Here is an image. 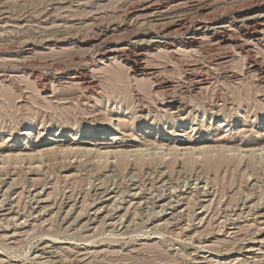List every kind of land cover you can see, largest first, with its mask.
Wrapping results in <instances>:
<instances>
[{"label": "rangeland", "instance_id": "1", "mask_svg": "<svg viewBox=\"0 0 264 264\" xmlns=\"http://www.w3.org/2000/svg\"><path fill=\"white\" fill-rule=\"evenodd\" d=\"M263 11L0 0V264H264V26L233 31ZM203 25L226 40L189 43ZM130 43L142 73L113 54Z\"/></svg>", "mask_w": 264, "mask_h": 264}, {"label": "bare ground", "instance_id": "2", "mask_svg": "<svg viewBox=\"0 0 264 264\" xmlns=\"http://www.w3.org/2000/svg\"><path fill=\"white\" fill-rule=\"evenodd\" d=\"M148 10V9H147ZM264 12V11H263ZM261 14H263V13H261ZM151 15V14H150ZM255 17V16H254ZM166 21V20H165ZM164 22V21H163ZM148 23V22H147ZM155 24V23H154ZM162 25V24H161ZM240 25V24H239ZM214 26V25H213ZM213 26H199V27H197V29L194 31L195 33L191 36V37H189L188 38V40H189V43H194V42H196L195 41V37H194V35L196 34V33H198V32H201V31H207L208 29H210V30H212L213 29ZM217 26V25H216ZM264 26V15H260V14H258L257 15V17L253 20V21H251L250 23H248V24H245V25H243V26H234V29L233 28H231V29H233V31L234 30H236V31H238L239 33H242L243 34V37L246 39V41L248 42H256V43H258V42H260V38H259V36H261L260 34L262 33L261 31L262 30H260L262 27ZM161 27V26H160ZM163 27V26H162ZM178 27H180V26H178ZM161 29V28H160ZM189 29V28H188ZM227 29L228 28H226L225 26H220V27H216V28H214L213 30H217V34H220V36H217L216 37V39H218V41H221V42H223L224 40H226V38L224 37V35H225V33H226V31H227ZM230 29V30H231ZM212 30V31H213ZM229 31V30H228ZM231 32V31H230ZM212 33V32H211ZM242 34H241V36H242ZM162 35V34H161ZM190 36V35H189ZM198 36V35H197ZM208 36V35H207ZM228 36V35H227ZM197 38V37H196ZM230 38V37H229ZM240 38H242V37H240ZM239 39V38H238ZM187 41V40H186ZM231 41V40H230ZM229 41V42H230ZM232 41H234V40H232ZM242 41V40H241ZM139 42V41H138ZM144 42V41H143ZM151 42V41H150ZM198 42V41H197ZM196 42V43H197ZM212 42V41H211ZM117 43V42H116ZM147 43V42H146ZM220 43V42H219ZM158 44V43H157ZM163 44V43H162ZM224 44V43H223ZM227 44V43H226ZM238 44V43H237ZM242 44V43H241ZM160 45V44H159ZM234 45V44H233ZM153 46H155V44L153 45ZM167 46V45H166ZM236 47H238L237 45H235ZM259 46V45H258ZM121 47V46H120ZM145 46L143 45V44H138V43H130V44H124L123 45V47H121V48H116V49H113L112 48V50H117V51H115V53H113L114 55L116 54V55H119L120 53L122 54V56H121V59H123V54H124V56L126 57V58H128V59H130V61H131V63H130V71L132 72V75L133 74H136V73H142L143 72V69H141L142 67L139 65V62H140V59H141V57H143V52L146 50L145 48H144ZM149 47H152L150 44L147 46V48H149ZM164 48H165V46H164ZM239 48V47H238ZM108 50V49H107ZM110 50V49H109ZM111 50V51H112ZM148 50H150V49H148ZM241 50V49H240ZM244 50H245V48H244ZM251 50V49H250ZM106 51V50H105ZM245 52V51H244ZM250 52V51H249ZM251 53V52H250ZM249 53V54H250ZM248 54V55H249ZM113 55V56H114ZM108 59V58H107ZM115 59V58H114ZM121 59H120V61H121ZM116 61V60H115ZM141 63V62H140ZM259 67V66H258ZM145 70V69H144ZM58 71V70H57ZM256 71V70H255ZM263 71V70H262ZM146 72V71H145ZM130 74V73H129ZM131 76V75H130ZM199 76V75H198ZM261 76V75H260ZM80 77V76H79ZM205 77V76H204ZM57 78V77H56ZM67 78H68V80H75V78L74 77H70V76H67ZM81 79V78H80ZM106 80H108V81H111V82H113L114 84L115 83H119V82H121L120 80H121V77L120 76H117L116 74H115V72H110V73H108L107 75H106ZM53 81V80H52ZM205 81V80H204ZM79 82V81H78ZM81 82H83V81H81ZM85 83V82H84ZM94 83H93V81L92 82H90V83H88V87H89V89H90V87L93 85ZM199 85V84H198ZM80 86V85H79ZM86 86H87V84H86ZM85 87V86H84ZM87 88V87H86ZM85 88V89H86ZM96 90V89H95ZM89 92V91H88ZM92 92V91H91ZM101 93V92H100ZM99 93V94H100ZM100 96V95H99ZM98 96V97H99ZM103 96V95H102ZM110 97V96H109ZM103 98V97H102ZM99 99V98H98ZM105 99V98H104ZM109 100V99H108ZM103 101V100H102ZM111 101V100H110ZM105 102V101H104ZM110 103V102H109ZM117 103V102H116ZM120 107V106H119ZM100 108V107H99ZM168 108H169V110H175L176 112H178V111H180L181 110V105L179 104V103H177V102H174V103H169L168 104ZM102 109V108H101ZM122 109V108H121ZM122 112V111H121ZM181 112V111H180ZM177 114V113H176ZM179 114V113H178ZM175 116V115H174ZM177 116V115H176ZM67 127V126H66ZM161 145V144H160ZM160 145H159V147H160ZM164 147V146H163ZM162 148V147H161ZM161 148H159V149H161ZM262 148H264V147H262ZM156 149V148H155ZM228 149V148H227ZM150 149H146L145 148V150H140V151H137V152H134L135 153V155H134V159H133V161H134V164H136L139 168H142V167H144L145 166V163H144V160L142 159V156H145V154H143V153H145V152H147V151H149ZM166 150V149H165ZM110 151H112V150H110ZM122 151H123V149H122ZM231 151V150H230ZM229 151V152H230ZM258 151V150H257ZM263 151V150H262ZM99 152H100V150H99ZM114 152V151H113ZM164 152V151H163ZM232 152V151H231ZM260 152V151H259ZM258 152V153H259ZM130 153L131 152H126L125 154L124 153H117L118 155H115L114 154V158H116V161H115V167L117 166H126L127 164H129V157H130ZM102 154V153H101ZM104 154V156L105 157H107V155H110V154H112V153H109V152H104L103 153ZM165 155H167V154H165ZM99 156H101V155H99ZM102 157V156H101ZM99 159V158H98ZM109 160V159H108ZM245 160V159H244ZM218 163V162H217ZM111 164V163H110ZM109 164V165H110ZM219 164V163H218ZM109 167V166H108ZM111 167V166H110ZM159 167V166H158ZM147 168V167H146ZM111 169V168H110ZM109 170V169H108ZM116 171V170H115ZM117 172V171H116ZM117 176V175H116ZM115 176V177H116ZM132 179V180H131ZM130 186H133V187H135V180H133V178H130ZM161 180V179H160ZM136 188V187H135ZM112 192H113V190L112 191H110V190H106V191H104L102 194H101V198L103 197H108L110 194H112ZM176 199V198H175ZM106 200H108V199H106ZM147 207V206H146ZM161 236V235H160Z\"/></svg>", "mask_w": 264, "mask_h": 264}]
</instances>
